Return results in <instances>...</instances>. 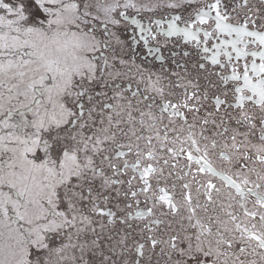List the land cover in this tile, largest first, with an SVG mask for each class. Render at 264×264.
Wrapping results in <instances>:
<instances>
[{
    "label": "snow or ice",
    "instance_id": "snow-or-ice-1",
    "mask_svg": "<svg viewBox=\"0 0 264 264\" xmlns=\"http://www.w3.org/2000/svg\"><path fill=\"white\" fill-rule=\"evenodd\" d=\"M0 264H264V0H0Z\"/></svg>",
    "mask_w": 264,
    "mask_h": 264
},
{
    "label": "flooded vegetation",
    "instance_id": "flooded-vegetation-1",
    "mask_svg": "<svg viewBox=\"0 0 264 264\" xmlns=\"http://www.w3.org/2000/svg\"><path fill=\"white\" fill-rule=\"evenodd\" d=\"M147 13L143 14L142 17H146ZM159 15V13H157ZM133 32L131 29L121 28L118 36L121 41L125 42V47L123 48L121 55H123L124 59L129 61V65L132 66V62L134 61L135 65H139L145 73H155L156 75L162 76L165 78V83H168L169 80L175 82L179 79V77L174 76L173 73H181L183 74L184 69L181 65H187L189 70H191V65L198 59L195 55V50L190 46L186 45L182 42V40L173 37L171 41L164 45L161 43L159 45L160 51L150 54L147 50V46L143 44V41H139V33L138 30L135 33L136 39H133ZM163 41V38H160ZM153 47H155V43L153 42ZM188 51L190 55L185 57L183 53ZM162 56L163 60L158 59V57ZM135 67L133 66V72H135ZM203 82V81H202ZM173 91L177 94L169 97V99L175 101L180 99V94L182 93V89L174 88ZM112 102V101H108Z\"/></svg>",
    "mask_w": 264,
    "mask_h": 264
}]
</instances>
